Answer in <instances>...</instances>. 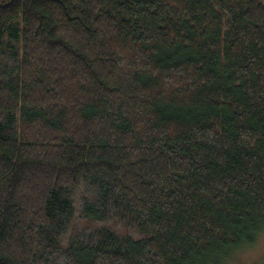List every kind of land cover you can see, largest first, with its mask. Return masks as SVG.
<instances>
[{
	"label": "trees",
	"instance_id": "1",
	"mask_svg": "<svg viewBox=\"0 0 264 264\" xmlns=\"http://www.w3.org/2000/svg\"><path fill=\"white\" fill-rule=\"evenodd\" d=\"M264 209V0H0V264H190Z\"/></svg>",
	"mask_w": 264,
	"mask_h": 264
},
{
	"label": "clouds",
	"instance_id": "2",
	"mask_svg": "<svg viewBox=\"0 0 264 264\" xmlns=\"http://www.w3.org/2000/svg\"><path fill=\"white\" fill-rule=\"evenodd\" d=\"M256 215L258 221L247 226L255 234L253 240L241 239L242 242L229 245L218 242L190 264H264V209H258Z\"/></svg>",
	"mask_w": 264,
	"mask_h": 264
}]
</instances>
